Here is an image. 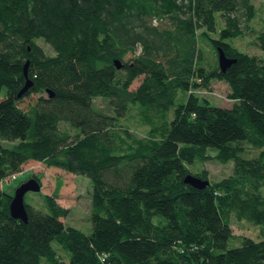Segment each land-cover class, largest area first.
<instances>
[{"label":"trees","instance_id":"16d2710c","mask_svg":"<svg viewBox=\"0 0 264 264\" xmlns=\"http://www.w3.org/2000/svg\"><path fill=\"white\" fill-rule=\"evenodd\" d=\"M258 12L253 0H0V180L38 160L92 181L89 233L61 218L60 182L45 210L25 202L27 220L0 187V264H264V237L229 244L234 213L264 228V55L234 43L256 31L264 52ZM219 47L235 59L224 71ZM214 80L230 105L193 92ZM132 108L147 136L120 123ZM211 159L232 173L189 166Z\"/></svg>","mask_w":264,"mask_h":264},{"label":"rangeland","instance_id":"374dc122","mask_svg":"<svg viewBox=\"0 0 264 264\" xmlns=\"http://www.w3.org/2000/svg\"><path fill=\"white\" fill-rule=\"evenodd\" d=\"M256 4L259 12L257 17L253 20V26L260 30L264 27V0H253ZM256 31H249L243 37L235 39L234 43L242 50L248 51L249 53H260L264 55L262 49L260 50L256 44ZM38 42L44 46V48L53 52L50 45L45 42L42 38L38 39ZM206 49L205 56L213 60L215 53L209 44H204ZM141 76L136 78L131 87H135L139 84ZM228 85L224 80L212 81L210 88L194 86L193 92L201 97H207L211 103L218 105H230L232 100L227 96ZM5 89L0 90V97L3 95ZM31 98H24L20 101L21 106H26ZM94 105L97 109L109 112L112 111L107 106L106 100L102 97H96L94 99ZM120 123L124 127H128L129 131L133 136L143 137L149 134V128L151 124L145 123L141 120L138 109L132 108L127 115H125ZM4 143H9L4 141ZM250 153H255L256 149L249 147ZM214 153L213 150H210ZM233 161L220 162L215 159L206 161H195L194 164L189 166L196 171L199 168H207L208 177L210 180H218L224 176H227L233 171ZM58 166H49L45 163L35 160L29 161L24 164L22 170L16 172L15 177H5L0 180V187L5 191L13 194L15 188L24 180L29 177H36L41 183V189L37 191L28 190L25 193V202L31 203L37 208L42 210L46 209L47 198L46 195H52L55 192L57 183L60 182L59 193L55 196L58 203L62 206L67 207V213L61 218L67 224L74 225L81 228L85 232H91L92 220H91V193H92V181L89 176L80 173H74L62 169ZM231 226L236 237L229 240L231 245L241 244L242 236H250L255 239L264 237V228L259 224L254 223L245 218H238L235 213L231 217ZM58 250L59 258L62 260H68V252L55 245ZM42 264H50L43 262Z\"/></svg>","mask_w":264,"mask_h":264},{"label":"water","instance_id":"95a60500","mask_svg":"<svg viewBox=\"0 0 264 264\" xmlns=\"http://www.w3.org/2000/svg\"><path fill=\"white\" fill-rule=\"evenodd\" d=\"M234 58H231L226 55L225 51L219 47L218 48V63L220 68L224 71L226 68L234 61ZM117 66L121 65V61L118 59L115 60ZM28 65L29 60L27 59L23 65L24 73L26 75V81L23 87L20 89L19 93H22L25 89H27L32 83L33 80L28 76ZM53 95V91L50 93ZM184 180L193 184L197 187H204L207 185L210 180L207 178H201L192 173H187L184 177ZM41 189V183L36 177H29L26 180L22 181L16 188L14 193L12 194V198L9 203V210L11 215L14 217L22 218L23 220H27V210L25 205V193L28 190L37 191Z\"/></svg>","mask_w":264,"mask_h":264},{"label":"built area","instance_id":"2783aa9c","mask_svg":"<svg viewBox=\"0 0 264 264\" xmlns=\"http://www.w3.org/2000/svg\"><path fill=\"white\" fill-rule=\"evenodd\" d=\"M15 175H16V173H15V174H12V175H10L9 177H15Z\"/></svg>","mask_w":264,"mask_h":264}]
</instances>
